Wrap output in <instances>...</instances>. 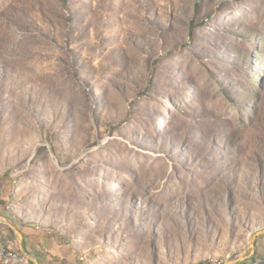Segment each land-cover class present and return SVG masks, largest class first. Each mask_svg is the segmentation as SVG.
Here are the masks:
<instances>
[{"label": "rangeland", "instance_id": "1", "mask_svg": "<svg viewBox=\"0 0 264 264\" xmlns=\"http://www.w3.org/2000/svg\"><path fill=\"white\" fill-rule=\"evenodd\" d=\"M263 235L264 0H0V264H264Z\"/></svg>", "mask_w": 264, "mask_h": 264}, {"label": "crops", "instance_id": "2", "mask_svg": "<svg viewBox=\"0 0 264 264\" xmlns=\"http://www.w3.org/2000/svg\"><path fill=\"white\" fill-rule=\"evenodd\" d=\"M15 225L19 229L17 231L14 228L15 231L23 237L24 252L27 257L29 255L37 256L41 262L42 260H40L41 258L39 256L44 253V250L56 253L61 251L60 249H67V246L62 245L57 233L48 235L33 225L24 228L18 224ZM261 257H264V235L261 237L256 248V259H260Z\"/></svg>", "mask_w": 264, "mask_h": 264}, {"label": "bare ground", "instance_id": "3", "mask_svg": "<svg viewBox=\"0 0 264 264\" xmlns=\"http://www.w3.org/2000/svg\"><path fill=\"white\" fill-rule=\"evenodd\" d=\"M260 262H262V261H260Z\"/></svg>", "mask_w": 264, "mask_h": 264}]
</instances>
